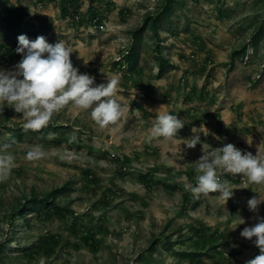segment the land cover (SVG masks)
I'll return each instance as SVG.
<instances>
[{
	"label": "rangeland",
	"instance_id": "rangeland-1",
	"mask_svg": "<svg viewBox=\"0 0 264 264\" xmlns=\"http://www.w3.org/2000/svg\"><path fill=\"white\" fill-rule=\"evenodd\" d=\"M165 1L64 0L63 15L62 0H0V69L22 59L19 35L62 40L94 86L118 80L115 98L125 110L101 129L90 109L70 104L28 133L22 114L0 105V146L11 144L15 157L0 182V264H245L259 254L240 232L264 217V203L255 213L247 205L264 200V184L218 169L233 189L227 202L219 193L196 198L185 185L196 186V162L213 148L231 143L264 158V37L257 49L250 43L264 25V0H170L171 23L159 41L145 26L129 70L124 55L135 32ZM157 55L168 63L162 74ZM160 114L184 127L172 140L148 143ZM201 125L209 135L200 132L202 143L188 149L185 139ZM36 145L45 155L28 161ZM62 187L51 205L33 203Z\"/></svg>",
	"mask_w": 264,
	"mask_h": 264
},
{
	"label": "clouds",
	"instance_id": "clouds-1",
	"mask_svg": "<svg viewBox=\"0 0 264 264\" xmlns=\"http://www.w3.org/2000/svg\"><path fill=\"white\" fill-rule=\"evenodd\" d=\"M17 39L15 51L22 59L12 70L0 69V105L11 106L16 113L22 114L24 130H41L48 126L54 114L70 104L79 110L90 109L91 119L101 129L117 124L124 116V107L115 98L117 79L94 86V77L80 74L79 69L74 67L70 59L72 52L62 40L53 45L42 35L34 41L26 35H19ZM183 127L184 122L177 116L160 114L151 127L147 142L158 138L172 140ZM200 132L209 135L204 125L200 126L199 131L192 128L193 136L185 139L188 149H194L202 143ZM75 139L73 135L69 142ZM10 147L11 144L0 146V152L4 153L0 154V182L8 179L14 165L15 157L7 151ZM44 155L42 146L36 145L26 153V159L39 160ZM196 165V186L185 185L196 198L200 194L219 193L227 202L233 196L231 182L221 180L218 169L233 177H246L249 184H264V158L254 156L251 152H242L231 143L213 148L208 153L203 152ZM261 203L264 200L256 196L247 201L249 210L254 213L258 212ZM239 220V225L245 223L243 219ZM256 220L253 226L245 227L240 232L242 238L252 241L259 249V254L245 264H264V217L257 216Z\"/></svg>",
	"mask_w": 264,
	"mask_h": 264
},
{
	"label": "trees",
	"instance_id": "trees-1",
	"mask_svg": "<svg viewBox=\"0 0 264 264\" xmlns=\"http://www.w3.org/2000/svg\"><path fill=\"white\" fill-rule=\"evenodd\" d=\"M62 12L63 15H65L67 13L66 11V6H65V2L64 0H62ZM174 2L170 1V0H166L164 5L161 7L160 10H158V12L155 15H149L144 22V26L142 28H140L139 30H137L135 32V42L134 44L126 51V54L124 55V60L127 63V66L129 68V70H133L138 62V57H139V47L137 46V43L140 41L141 35L143 33V31L145 30V26L147 28H150L151 30V34L153 35V39L155 41H159V32L158 30L163 27L162 24L164 22L167 21V23H171L169 22V16L172 12V7H173ZM97 20L98 18L95 16L93 20ZM171 24H169L170 26ZM167 27V26H166ZM264 37V25L260 26L253 34L252 38L250 39V43L251 46L253 48H258L259 42L260 40ZM156 52H160L158 46L155 47ZM156 59L159 61L158 62V68H159V74H162L163 71H165V67L166 65H168L167 61L163 58L162 55H157ZM54 129H58V126H54ZM16 132H19L18 129H16ZM40 131V130H39ZM28 133H37L38 131H32V130H27ZM20 134V133H19ZM65 189V187L59 188L54 190V192L49 193L48 196H46V198H42L40 200H35L33 201V203L35 205H37V207H42V206H47L51 203L50 200H48L49 196L55 197L57 195V193L62 192ZM51 205V204H50ZM22 206H19L16 210V212H23V210H20ZM55 208L57 209V207L55 206ZM25 211V210H24ZM181 255H183L184 257H190V258H195L197 256H203L206 255V253H194V252H187V253H182Z\"/></svg>",
	"mask_w": 264,
	"mask_h": 264
}]
</instances>
